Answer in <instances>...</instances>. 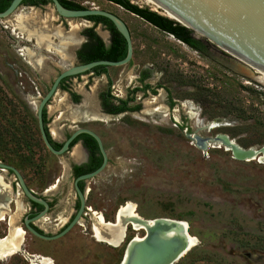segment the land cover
I'll use <instances>...</instances> for the list:
<instances>
[{
	"label": "rangeland",
	"instance_id": "374dc122",
	"mask_svg": "<svg viewBox=\"0 0 264 264\" xmlns=\"http://www.w3.org/2000/svg\"><path fill=\"white\" fill-rule=\"evenodd\" d=\"M70 1L120 17L129 28L134 48L130 68L112 67L107 76L82 75L67 81L66 86L82 96L81 106L72 104L68 94L58 89L47 109L49 129L57 131L52 134L55 140L62 141L76 128H88L103 141L108 164L86 181V206L110 222L127 203L134 204L144 219L186 222L196 243L175 264H264V163L235 160L219 144L210 143L203 150L187 138V134H222L244 149L263 146L264 83L252 77L259 74L215 45L201 56L108 1ZM128 1L150 8L144 0ZM21 16L26 17V27L36 29L42 24L58 29L63 36H72L70 43L92 23L62 19L51 5L37 10L20 7L0 20V156L22 170L30 183L35 182L32 187L38 192L53 175L49 185L59 179L51 191L57 196V208L40 223L51 226L47 230L54 234L58 227L53 224L67 217L75 201L67 168L73 159L71 152L58 157L44 149L35 109L54 78L78 63L76 46L66 47L61 54L45 52L35 39L21 38L24 34L14 27ZM96 32L105 33L101 26ZM51 37L53 43L60 41ZM24 47L39 57L38 69L18 51ZM142 66L151 69V86H161L155 96L146 98L142 113L99 121L97 94L107 88L108 79L112 94L124 96ZM171 100L172 108L167 103ZM84 113L98 120L80 118ZM208 123L218 126L204 129ZM73 154L78 155L77 148ZM8 181L12 183L13 176ZM93 213H86L81 226L57 240L47 242L23 234L20 251L0 259V264H31V256L48 258L52 264H120L128 241L142 237L144 231L128 228L119 247L97 242L91 231Z\"/></svg>",
	"mask_w": 264,
	"mask_h": 264
},
{
	"label": "water",
	"instance_id": "95a60500",
	"mask_svg": "<svg viewBox=\"0 0 264 264\" xmlns=\"http://www.w3.org/2000/svg\"><path fill=\"white\" fill-rule=\"evenodd\" d=\"M22 1L24 0H12L6 10L0 12V20L13 15ZM49 1L56 14L61 18L84 19L99 16L108 19L124 38L127 52L125 58L117 62L94 61L73 65L62 70L54 78L49 89L36 105V119L41 140L51 154L55 156L63 155L78 135L87 134L95 140L102 156V164L99 168L75 179L73 186L80 200V208L72 222L63 231L51 237L44 236L29 225L31 220H25V226L31 235L48 241L61 238L78 222L85 208V197L78 188L77 183L81 180H90L99 175L107 165L108 156L101 138L87 128H77L59 150L54 149L49 143L44 130L43 109L56 94L62 80L83 75L97 66L125 65L131 60L133 53L129 30L117 15L95 7L71 10L63 7L59 0ZM153 2L171 14L173 18L170 19L243 61L247 66L264 72V0H153ZM225 137L223 138L220 134L213 137L187 134V138L203 150L207 149L212 142H222L235 160L251 161L256 158L259 162L258 159L264 157V145L259 148L244 149L233 143L228 136ZM262 163H264V160ZM0 167L11 171L15 175L23 194L31 202L42 204L47 208L45 202L35 198L30 193L20 173L14 167L3 164H0ZM137 221L144 228V235L140 240L132 238L128 241L120 264H175L194 247L193 237L188 232V225L182 220L159 217L150 220L142 218ZM108 223L116 224L117 214L114 217V222L105 221L104 224ZM126 225L127 221H124V229ZM121 241L123 240L120 239Z\"/></svg>",
	"mask_w": 264,
	"mask_h": 264
},
{
	"label": "flooded vegetation",
	"instance_id": "af4514ba",
	"mask_svg": "<svg viewBox=\"0 0 264 264\" xmlns=\"http://www.w3.org/2000/svg\"><path fill=\"white\" fill-rule=\"evenodd\" d=\"M7 1L8 0H0V6L5 5L7 3ZM11 1L12 0H10V2H8L9 5H10ZM66 1H70V0H66ZM105 1H108V2L118 6L120 8H123L125 11L129 12L130 14H132V15L138 17V18H140L141 20L145 21L147 24L151 25L153 28L159 30L160 32H162V33H164V34H166L168 36H171L175 41H177L178 43L184 45L188 49L196 52L197 54H199L201 56H206L207 55V50L209 48H211V45H213L209 41L201 38L200 36H198L197 34H195L194 32H192V31H190L188 29L187 30H188L189 33L187 35L184 34V33L182 34L178 30V27L179 26L183 27V26L180 25L178 22L174 21L173 19H170L169 17L164 16L161 9L154 10L151 6H150V8H142V7H139V6L129 2L130 4L136 6L138 9L143 10L146 14L154 13V14H156L157 16H159L161 18H165V19L169 20L171 23H167V22H164L162 20H160V21L157 20L156 21V18L154 19V18H152V16H151V18L141 17V16H139V15H137V14L125 9L124 7H122L119 4H116V3L112 2V1H109V0H105ZM46 5H51L52 6L51 2H49L47 4H42L40 2V0H29V1H26V2L22 1L21 4L18 6L17 10L20 7H22L23 9L37 10V9L44 8ZM52 8H53V6H52ZM53 10H54V8H53ZM11 16H9V17H11ZM62 19H65V18H62ZM84 20L92 23V26H89V27L85 26V28H83L80 31V33L78 35L79 36L78 38H74L73 42H71V43L68 42V44H64V46L60 48V50L62 52H64L67 49L66 47L76 46L75 51H74V56H75V59L78 62L77 64H85V63H81V62L78 61L77 55H78L79 52H83V50L85 48L84 45L86 43H88V36L85 34L86 30L92 28L93 31L95 32V34L102 41L104 47L108 48L112 44V34L109 31V29L103 23H95L93 21L87 20L86 18H84ZM99 26H101L103 31H105L106 37H104L102 34H98L96 32V28L99 27ZM33 28L34 27H26L24 29V31H26V32L23 33L24 35H22L21 38H23L24 36L27 37L26 33L27 32H33ZM56 30L59 31L58 29H56ZM128 30H129V28H128ZM35 31H38L39 33L40 32H42V33L43 32L44 33L45 32L46 33H51L53 31V29H49V28L43 26L42 24H40L39 26L36 27ZM63 33L64 32H62V34ZM67 33L68 32H66L65 34H67ZM129 34H130V38H131V42H132V37H131L130 31H129ZM57 40H59V39H57ZM58 42L60 43V41H58ZM58 42L57 43H53V44L59 45ZM132 46H133V42H132ZM42 49L45 52H48V53H52V51L56 52L55 50H51V51L47 50L45 47H42ZM126 52H127V47H126ZM117 55H118V52H117ZM133 55H134V48H133V53H132L131 60L127 64L122 65V66H107V67H105V66H97V67H95V68H98L97 69V72H98L97 74H94L93 72L89 71V72H87V74L85 73L83 75H95L97 77H100V76H103V75L107 76L108 75V68H112V67H127V68H130L131 66H133ZM123 59H121V60H123ZM96 61L117 62V61H120V60H108V59H100L99 60L98 59ZM92 62H94V61H92ZM88 63H90V62H88ZM250 69L252 71H254L255 74H258L255 71V69H253V68H250ZM252 77H253V80H255L256 82L261 84L257 80L258 76H254L253 75ZM151 78H152V73H151V69L150 68L145 67V66L139 67L136 70V75L133 76V81L131 82V85L125 91L124 96L112 94L111 88H110L111 80L108 79L107 88L105 90H103V91L98 92V94H97V100H98L97 103L99 105V110H100L98 116L101 118L99 121H102L104 118H107V117H116V116H120V115H124V114H141L143 108L145 107L146 98L148 96H152V95L155 96L156 92H157L156 90L158 88H161V86H159V85H157L156 87L153 88L151 86V82H150ZM64 85L65 86L67 85V81L64 83ZM60 86H61V83L59 84L58 89L62 90L60 88ZM63 91H65V90H63ZM65 92L68 94V97L71 100L72 104L79 105V106L82 105L83 98H82L81 95H79V94H77L75 92H72L68 88V86H67V91H65ZM71 93H75L76 95H78L79 96V101L74 102L73 99L71 98V95H70ZM51 100L47 103V105L43 109V112L45 113V121H46L45 124L43 122V125H44V130H45V133H46V136H47V139H48L49 143L51 144V146H52V143H56L58 145H61L58 149H56V150H59L62 147V145L64 144V142L69 138V136L72 134V132L74 130L72 132L66 134V136L64 137V139L62 141H58V140L54 139V136L52 135L51 130L49 129V125H48L49 124V118H48V114H47V109L49 107V103L51 102ZM106 100H108L112 104L114 109L115 108H120V107H124L125 109L123 111H119L118 113L109 114V113L106 112V108H104V106H103ZM123 102H125V104H123ZM167 103H168L169 107H171V108L174 105V102L172 100L168 101ZM92 116L93 115H90L88 113H84V115L80 116V118H85V119H89V120H92V121L98 120V119H93ZM35 117H36V112H35ZM42 121H43V113H42ZM36 123H37V119H36ZM37 130H38V135H39L40 142L42 143V146L44 147V149L49 154H51L45 148V146H44V144H43V142L41 140V136H40L39 129H38V124H37ZM89 130H91V129H89ZM91 131H93V130H91ZM93 132L96 133L95 131H93ZM56 133H57V131H56ZM80 135H82V134H80ZM80 135H78V136H80ZM85 135H87V134H85ZM97 135L99 136V134H97ZM75 139L70 143V145L68 147V150L63 155L58 156V157H62L65 154H68V153L71 152V157H72L73 160H71L70 162L67 163V168H68L69 177H71L73 179L72 188H73L74 195H75V201H74L70 211L68 212L67 217L63 218L62 221L60 220L58 222V224H53L55 227H58L54 234L51 233V232H48V230H47V228H50L51 226H48V225L42 226V225H40V223H41V221H43L45 219V217L47 215L52 214L54 212V210L57 208L56 207L57 203H58L57 196H56L55 193L53 194L51 191H53L57 187V185L59 183V179H57V181L54 184L49 185L51 180H53V178H54V175H53L51 177L52 179H48V181L44 182V185L41 186V189L38 192L37 191V190H39L38 188L34 189L32 187V185L35 182L34 183H30L28 181V179L24 175L21 174L22 170L20 172V169H17L16 167L8 164V162L6 161L5 156H0V164L9 165V166L14 167L20 173V175H21V177L23 179V182H24L25 186L27 187V189L30 191V193L35 198L45 202V204L47 205V208H45V206L42 205V204L31 202L23 194L21 186H20L17 178L15 177V175L11 171L0 167V233H5V235L3 237H0V239H4L8 235L9 228H10L9 227L10 226L9 221H10L11 217L14 218V220H13V227L14 228H19L20 227L23 232L26 231V232H24V234H29L30 236H32L34 238H37V237L31 235L27 231V228L25 226V220L26 219L31 220V222H29V225L35 231H37L38 233H40V234H42L44 236H48V237L57 235L58 233L63 231L72 222V220L74 219V217L76 216V214H77V212H78V210L80 208V200H79V197H78V195H77V193H76V191L74 189L73 183H74V181H75V179L77 177H79L81 175H84V174H87V173H90V172H85L86 169L94 167L95 164L97 163L95 158H98L97 152L94 153L95 157L92 156L93 150H92L91 147H89V145L87 144L86 141L81 139V140H78V141H76L74 143ZM102 143H103V141H102ZM96 145H97V143H96ZM103 147H104V144H103ZM76 148H77L78 155L74 156L73 151ZM97 149H98V146H97ZM104 149H105V147H104ZM98 152H99V149H98ZM105 152H106V150H105ZM99 154H100V152H99ZM51 155H53V154H51ZM53 156H55V155H53ZM100 156H101V154H100ZM101 158H102V156H101ZM101 164H102V162H101ZM107 164H108V161H107ZM9 176H13V182L12 183H9V181H8V177ZM86 181H88V180H81V181H78V183H77L78 188L83 193L84 197H85V183H86ZM46 185L48 187H45ZM10 205H11L12 209L10 208ZM86 213L87 214L91 213V215H92L93 211L86 206V198H85V208H84V210H83L78 222L72 228H74L75 226H81L80 225V220L83 219V217L87 215ZM115 215H114V217H115ZM54 221H58V219L56 218V219H54ZM113 221H114V218H113ZM17 225H19V227ZM91 231H92V227H91ZM92 238H93V236H92ZM37 239H39V238H37ZM39 240H42V239H39ZM23 241H24V238H23ZM23 241H22V244H23ZM42 241H47L48 242V240H42ZM50 241H53V240H50ZM31 257H33V256H31Z\"/></svg>",
	"mask_w": 264,
	"mask_h": 264
},
{
	"label": "bare ground",
	"instance_id": "6f19581e",
	"mask_svg": "<svg viewBox=\"0 0 264 264\" xmlns=\"http://www.w3.org/2000/svg\"><path fill=\"white\" fill-rule=\"evenodd\" d=\"M145 4L151 6L154 10L161 9L163 12V15L169 18H173L171 14H169L164 9L160 8L157 4L153 2V0H144ZM143 3V2H142ZM15 13V12H14ZM17 19V18H16ZM26 17H20L17 19V25L14 26L15 28L18 27L22 33H25V21ZM31 21V20H30ZM27 38L35 39L38 47H45L47 50H55L57 53L61 54L63 53L60 48L64 45L60 44L55 45L53 44V41L51 40V34L55 37L59 38L62 43H67V41L70 42L69 37L72 36L67 35L66 37L62 35L61 32L57 30H53L51 33H42L35 31L33 29V32H27ZM104 37H106V34H102ZM60 50V51H59ZM21 53H23V56H25L26 60L29 62L30 65H32L34 68L39 67L40 59L36 56L35 51L29 49V48H20ZM245 64V63H244ZM246 65V64H245ZM252 68V67H249ZM255 69V68H253ZM255 71L259 74L258 80L261 83H264V72L256 70ZM218 125L215 123H208L205 126V129L211 130L216 128ZM54 134V133H53ZM222 135V134H220ZM226 135H222L223 138ZM230 139V138H229ZM233 143H235L232 139H230ZM212 144H219L227 151V147L222 142H212ZM236 144V143H235ZM256 160V158L254 159ZM259 162H263L264 157L258 159ZM117 223L116 224H104L105 220L102 214L100 213H93L94 217V224L92 225V236L97 242L108 244L112 247H119L123 244V241L126 238V232L128 228H132V230L139 232L144 230L142 226L138 223V219H142L138 214L136 210V206L132 203H127L126 205L119 208L117 211ZM127 221V225L123 226V222ZM114 222V221H113ZM10 228L9 233L4 239H0V259L4 260L14 254H16L18 251H20V248L22 246L23 241V234L24 232L21 230V228H14L13 227V219L11 218L9 221ZM124 231V232H123ZM124 235V237H123ZM141 237L138 235L134 237V240H140ZM120 239L123 241L120 242ZM192 243L195 244L196 240L192 238ZM31 264H52L51 260L45 257L40 256H33L31 257Z\"/></svg>",
	"mask_w": 264,
	"mask_h": 264
},
{
	"label": "trees",
	"instance_id": "16d2710c",
	"mask_svg": "<svg viewBox=\"0 0 264 264\" xmlns=\"http://www.w3.org/2000/svg\"><path fill=\"white\" fill-rule=\"evenodd\" d=\"M29 1V0H24V2ZM61 2V4L67 8V9H71V10H80V9H84L82 6L71 2V1H66V0H59ZM112 1L116 4L121 5L122 7H124L125 9L141 16V17H145V18H156L157 20H162L164 22L167 23H171L169 20L165 19V18H161L159 16H157L154 13H149L146 14L143 10L138 9L136 6L132 5L129 3L128 0H109ZM10 0L7 1V3L3 6H0V12H3L6 7L9 5ZM40 2L42 4H47L50 1L49 0H40ZM87 20L93 21L95 23H103L111 32L112 34V44L110 47L106 48L104 47L102 41L99 39V37L95 34V32L93 31L92 28L86 30L85 34L88 36V43H86L84 46V50L83 52H79L77 55V59L79 62L81 63H88V62H92V61H96V60H100V59H108V60H121L125 57L126 55V43L123 39V37L116 31L115 27L113 26V24L106 18L103 17H99V16H92V17H88L86 18ZM178 30L183 34H188V30L184 27L179 26ZM118 52V55H117ZM97 69L98 68H94L91 70V72H93L94 74H97ZM87 74V73H86ZM81 76V75H80ZM79 77V76H76ZM74 78V77H72ZM71 78H66L64 80H62L61 82V86L60 88L62 90L67 91V86L64 85V83L66 81H68ZM71 98L73 99L74 102L79 101V96L76 95L75 93H71ZM123 104H125V102H123ZM104 108H106V112L109 114H114V113H118L119 111H123L125 108L124 107H120V108H113L112 104L106 100L104 103ZM43 122L44 124L46 123L45 121V113L43 112ZM84 140L87 142V144L89 145V147L92 148L93 150V154L92 156L95 157L94 153L97 152L98 154V158H95V160L97 161V163L95 164L94 167H91L89 169H86L85 172H92L94 170H96L101 162H102V158L98 152L97 149V145L95 143V141L88 135L82 134L80 136H78L74 143L78 140ZM52 146L55 149H58L61 145H58L56 143H52Z\"/></svg>",
	"mask_w": 264,
	"mask_h": 264
},
{
	"label": "crops",
	"instance_id": "0c3cea01",
	"mask_svg": "<svg viewBox=\"0 0 264 264\" xmlns=\"http://www.w3.org/2000/svg\"><path fill=\"white\" fill-rule=\"evenodd\" d=\"M62 100V99H61ZM51 133L53 134V133H56V129L55 128H52L51 129ZM57 134V133H56Z\"/></svg>",
	"mask_w": 264,
	"mask_h": 264
}]
</instances>
